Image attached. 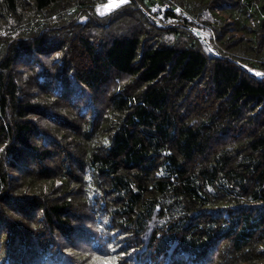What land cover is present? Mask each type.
<instances>
[{"label": "trees", "instance_id": "16d2710c", "mask_svg": "<svg viewBox=\"0 0 264 264\" xmlns=\"http://www.w3.org/2000/svg\"><path fill=\"white\" fill-rule=\"evenodd\" d=\"M68 1L0 0V264H264V0H157L154 46Z\"/></svg>", "mask_w": 264, "mask_h": 264}, {"label": "rangeland", "instance_id": "374dc122", "mask_svg": "<svg viewBox=\"0 0 264 264\" xmlns=\"http://www.w3.org/2000/svg\"><path fill=\"white\" fill-rule=\"evenodd\" d=\"M136 3H135V2ZM157 0H142L144 7L146 8V12H149V14L154 19H157L156 13H151L147 9L152 8L153 4ZM113 3L116 2V0H112ZM233 2L236 3V0H233ZM76 3L75 0H70L67 3H65V7L60 5V7L57 8V10H46L44 11V15L42 17L45 19H49V21H53L54 23H63L64 17L61 15V18L59 19L57 16L62 14V10L67 8V6L73 7V4ZM110 0H96L91 1L89 5L85 8V10L82 9V14L78 17L79 19V25L82 26L81 30L87 33L88 36H90V39H92L97 46H100L102 44H106L110 41L112 37L121 36V35H127L135 33L139 36L140 39L143 40L144 45L151 44L152 46L156 45L159 40L161 43H177L178 41L182 42L183 38L182 35H185L186 32L181 30L180 34L181 36L176 38L174 31H165L167 28L162 27L159 29V22H161L160 18L155 21L157 26H154L151 21L145 16V13H143L140 10V0H127V3H124L120 5L119 7L114 8V10L108 11L107 6H109ZM79 9V8H78ZM81 9V8H80ZM156 9L153 7V10ZM99 10V11H98ZM76 9H70L71 13H75ZM81 12V11H80ZM103 12L104 14H101ZM157 12V11H156ZM26 20H24L25 22ZM85 22L83 25L82 22ZM0 23L1 24H9V26H12V23H16V20L13 17H8V19L4 18L2 15H0ZM78 28H74V30H78L80 26H76ZM156 28V30L154 29ZM19 31V30H18ZM81 34V31H79ZM84 32V33H85ZM161 33V34H160ZM52 58L51 56H42L39 59L48 61L47 59ZM35 62V61H34ZM21 69H23V74L30 75V69L27 67H24L22 64L20 66ZM121 83V82H120ZM117 81H112L111 88L117 86ZM105 91V88L102 89V92ZM198 91H203L202 86L198 87ZM32 92V90H30ZM33 92L36 93V90ZM86 92V91H85ZM83 93L84 95L87 93H90V91ZM91 94V93H90ZM88 95V94H87ZM37 96V93L35 94ZM40 99H45V97L38 96ZM91 99H93L92 104L94 105V108H97L98 113H102L103 106H104V99H105V92L102 93V95L99 94H91ZM47 100V99H46ZM44 105V104H43ZM45 107L49 108V102H45ZM90 113V110H89ZM37 122L42 124L43 126H48L47 129H49V132L52 136L57 137L58 140L62 141L59 142L60 145L65 144L63 141V138L60 137V131L56 129L54 120H46L40 117H34ZM54 121V122H50ZM60 126V125H57ZM57 147V145H56ZM35 162L34 158H31V164L36 167V170L38 171V166ZM27 167V166H26ZM25 168V167H24ZM18 175V174H17ZM18 177V176H16ZM38 185V188L42 185L45 187L49 186V182H39L36 183ZM46 184V185H45ZM14 187H12L13 189ZM24 191H28L29 186L25 184ZM23 191V190H22ZM52 189L48 187L46 188V194H50ZM55 191V190H53ZM55 193V192H54ZM220 245V241H216L215 245L213 247H217ZM221 246V245H220ZM262 264V262H261Z\"/></svg>", "mask_w": 264, "mask_h": 264}, {"label": "snow or ice", "instance_id": "6c2138e0", "mask_svg": "<svg viewBox=\"0 0 264 264\" xmlns=\"http://www.w3.org/2000/svg\"><path fill=\"white\" fill-rule=\"evenodd\" d=\"M124 3H127V0H116L115 3L112 2V0H110V4L109 6H107V10L108 11H111V10H114V8L116 7H119L120 5L124 4ZM99 11V10H98ZM101 14H104L103 12H101ZM259 75V74H258ZM111 251L113 253H116L117 252V247H113L111 249ZM120 256L123 255V253H119ZM104 264H119V260H118V256L117 255H113L111 257V259H105L104 260Z\"/></svg>", "mask_w": 264, "mask_h": 264}, {"label": "water", "instance_id": "95a60500", "mask_svg": "<svg viewBox=\"0 0 264 264\" xmlns=\"http://www.w3.org/2000/svg\"><path fill=\"white\" fill-rule=\"evenodd\" d=\"M190 31L196 35V37L210 50H213V47L210 45V43L207 41V39L205 38V35L200 32L198 29L193 28L191 26H187ZM250 73L256 75L257 77H261L263 76L261 73L259 72H254L253 70H249ZM259 74V75H258Z\"/></svg>", "mask_w": 264, "mask_h": 264}, {"label": "built area", "instance_id": "2783aa9c", "mask_svg": "<svg viewBox=\"0 0 264 264\" xmlns=\"http://www.w3.org/2000/svg\"><path fill=\"white\" fill-rule=\"evenodd\" d=\"M162 13L161 12H159V16L161 15Z\"/></svg>", "mask_w": 264, "mask_h": 264}]
</instances>
